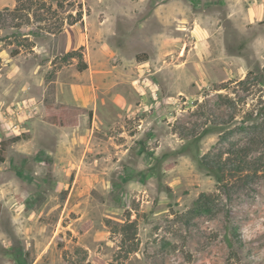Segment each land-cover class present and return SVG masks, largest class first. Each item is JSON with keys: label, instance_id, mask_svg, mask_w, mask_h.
I'll list each match as a JSON object with an SVG mask.
<instances>
[{"label": "rangeland", "instance_id": "rangeland-1", "mask_svg": "<svg viewBox=\"0 0 264 264\" xmlns=\"http://www.w3.org/2000/svg\"><path fill=\"white\" fill-rule=\"evenodd\" d=\"M263 21L264 0H0V145L22 137L0 264H264V176L226 196L199 162L264 109ZM203 192L222 210L195 214Z\"/></svg>", "mask_w": 264, "mask_h": 264}, {"label": "trees", "instance_id": "trees-1", "mask_svg": "<svg viewBox=\"0 0 264 264\" xmlns=\"http://www.w3.org/2000/svg\"><path fill=\"white\" fill-rule=\"evenodd\" d=\"M74 22L77 20L75 19ZM86 67L85 63L84 69ZM230 101L233 106L236 104L235 100ZM49 112V119L54 124L65 127L78 125L79 113L75 109L62 106L51 109ZM236 134H243L244 139L232 140L231 138ZM21 138L17 135L1 142L0 162L5 160L8 142L18 141ZM220 143L222 146L218 151L200 156L199 162L202 167L214 173L219 184V191L229 196L234 188L250 185L264 176V109L248 110L240 124L230 129L228 133H221ZM67 192L68 190L65 194ZM215 199H217L216 194L201 193L194 202L193 212L201 214L222 210V207H217Z\"/></svg>", "mask_w": 264, "mask_h": 264}]
</instances>
